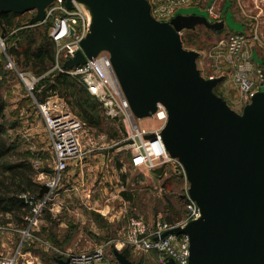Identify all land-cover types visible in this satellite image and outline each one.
I'll list each match as a JSON object with an SVG mask.
<instances>
[{
	"label": "water",
	"instance_id": "1",
	"mask_svg": "<svg viewBox=\"0 0 264 264\" xmlns=\"http://www.w3.org/2000/svg\"><path fill=\"white\" fill-rule=\"evenodd\" d=\"M54 1L0 0V15L35 12L29 21L35 26ZM61 1L67 8L71 1L82 4L91 17L80 49L62 69L107 52L134 119L151 118L158 104L165 109L159 137L169 158L181 166L187 196L200 216L164 235L188 237L187 264H264V89L241 113L234 112L214 93L222 79H204L197 69L199 54L183 49L180 38L182 31L198 26L221 31L224 21L175 15L160 22L148 0ZM47 191L42 185L38 198ZM112 256L117 264H134L115 246Z\"/></svg>",
	"mask_w": 264,
	"mask_h": 264
},
{
	"label": "rangeland",
	"instance_id": "2",
	"mask_svg": "<svg viewBox=\"0 0 264 264\" xmlns=\"http://www.w3.org/2000/svg\"><path fill=\"white\" fill-rule=\"evenodd\" d=\"M203 1L180 6L173 16H160L152 11L151 14L162 22H168L175 15H198L212 22L206 8L202 7ZM214 3L223 18L224 29L213 31L198 26L194 30L182 31L181 43L186 51L199 54L197 69L204 79L219 75L222 81L215 88L216 93L231 110L241 113L243 105L239 86L234 83L236 70L233 63L236 64L234 60L237 57L249 55L246 65L240 61L244 66L242 69L247 70L248 77L255 82L260 80V89H264V0H212L210 5ZM26 17L20 19L23 21ZM31 29L40 35L46 32L42 25ZM11 34H17V30L8 35ZM239 35L247 40L245 47L236 55L230 54L231 39ZM0 55L7 60L6 53ZM54 66L55 63L46 73L37 76L39 81L50 73L58 72ZM16 71L36 77L29 68L18 63ZM51 97L83 126V160L79 164H71L61 175L51 201L38 216L37 227L29 229V237L23 238L20 234L27 230V226L10 224L12 227L5 229L2 258L12 260L13 264H56L55 258L63 259L55 252L57 249L61 252H86L101 248L106 260L117 264L112 248L123 249L119 243L126 228L124 215L126 218L142 217L147 221L159 216L161 220L177 223L184 218L183 198L188 183L176 161L164 165L163 176L153 185L149 171L131 167L134 148L125 144L131 142V123L106 116L96 101V114L103 120L100 128H93L79 118V110L74 105L58 94L48 98ZM37 99L36 95L27 93L16 72L10 71L4 62L0 68V102L4 105V140L10 151L3 162L5 165L17 162L31 165L27 169L31 170L33 181L42 186L53 177V154L37 110ZM134 122L138 129L146 132L163 126L152 117L134 119ZM117 180L121 184H116ZM121 187L128 191L130 201L116 194L115 190H121ZM58 203L62 205L58 206ZM1 222L0 226H3ZM131 261L134 264H157V255L153 252L131 253Z\"/></svg>",
	"mask_w": 264,
	"mask_h": 264
},
{
	"label": "built area",
	"instance_id": "3",
	"mask_svg": "<svg viewBox=\"0 0 264 264\" xmlns=\"http://www.w3.org/2000/svg\"><path fill=\"white\" fill-rule=\"evenodd\" d=\"M194 1L197 0H148V3L154 14L173 16L172 14L180 6L189 5ZM205 10L212 22L223 20L221 13L215 7V3ZM29 14L33 17L35 12H29ZM90 24L91 17L89 12L82 4L71 1V7L67 8L63 1L55 0L45 9L44 20L35 26L48 25V37L54 46V69L75 79L91 97L96 99L106 116L120 118L123 122L131 123L133 132L130 146L134 150L132 151L133 155L130 164L133 169L152 171L168 162H175V160L169 158L162 145L159 137L161 129L146 132L137 128L128 103L121 92L107 52H101L96 58L87 60L82 66L71 70L62 69L63 62L73 57L80 49V43L88 34ZM254 39L257 38L254 37ZM231 41L230 54L236 55L245 47L247 40L244 39L243 35H239L235 36ZM0 53L5 54L4 41L1 38ZM248 59H250L249 55L237 57L234 60L236 64L234 65L233 63V68L236 70L234 83L239 86L240 102L243 106L249 103L254 93L261 90L262 83L260 80L258 82L252 80L248 77L247 70L242 69L244 66L240 61L246 65ZM6 67L16 72L27 93L32 95L40 78L17 72L9 58H7ZM214 78H219V75L208 77V79ZM36 106L43 120L48 143L53 154V177L43 184L48 191L42 198L34 200L27 195L20 196L25 203L31 206L30 215L24 218L27 230L20 232L23 238L30 236L29 229L32 230L37 227L38 216L42 209L51 201L54 191L61 180V175L71 164H79L83 160L81 145L83 126L80 121L63 108L54 97L48 98L44 103H37ZM152 118L164 124L166 112L160 104L157 105L156 112ZM150 134H153L154 138L146 139L145 137ZM184 197V218L174 225L160 220L149 224L142 217L131 216L126 218L124 215L123 219L126 220V228L119 247H127L131 253L153 252L157 255V264H167L169 260H172L175 264H187L189 258L188 237L184 234L177 236L164 235L176 227H184L187 223L199 218V210L195 203L188 198L187 190ZM11 227L12 225L10 224L0 226V264H13L12 260L2 258L1 252L3 233L5 229H10ZM55 252L64 260H68L70 264H110L101 248L86 252H61L57 249Z\"/></svg>",
	"mask_w": 264,
	"mask_h": 264
},
{
	"label": "trees",
	"instance_id": "4",
	"mask_svg": "<svg viewBox=\"0 0 264 264\" xmlns=\"http://www.w3.org/2000/svg\"><path fill=\"white\" fill-rule=\"evenodd\" d=\"M24 16L27 17L22 21L20 18ZM31 19L32 16L29 13L0 15V38L4 41L5 53L12 61L15 69L18 63L23 68H29L37 77L53 67L54 46L48 37V25H42L46 28L44 35L37 34L35 30L31 29L37 26L29 25ZM12 30H17V34L8 35ZM5 59L4 56L0 55V68L4 62L6 65L7 60ZM214 93L218 95L216 89ZM33 94L38 97V104L44 103L48 97L58 94L79 110V118L87 125L93 128L102 126L103 119L96 114V99L91 97L75 79L69 76L58 72L50 73L48 77L37 83ZM3 108L4 105L0 102V221H2V225L13 224L25 227L24 218L30 215L31 206L28 203L20 202L17 198L20 197L19 195H27L37 200L40 185H36L32 179L31 170L27 169L31 168V165H26L24 162L5 165L3 162L10 151L4 140ZM163 168L164 165L150 171L155 181L163 176ZM121 197L125 201H130V195L126 190L121 193ZM182 219L180 218V220ZM163 222L170 225L177 223L170 220H163ZM121 253L131 261L129 248L124 247Z\"/></svg>",
	"mask_w": 264,
	"mask_h": 264
},
{
	"label": "crops",
	"instance_id": "5",
	"mask_svg": "<svg viewBox=\"0 0 264 264\" xmlns=\"http://www.w3.org/2000/svg\"><path fill=\"white\" fill-rule=\"evenodd\" d=\"M211 2H212V0H204L203 1V5H202V7H204V8H207V7H209L210 6V4H211ZM190 6V5H189ZM48 139V138H47ZM149 173H150V171H149ZM150 176H151V174H150ZM75 180H77V179H75ZM150 180H151V183L153 184V185H155V183H156V181L154 180V178L151 176V178H150ZM116 182V184H121L120 182H119V180H117V181H115ZM118 187V186H117ZM120 188V187H119ZM92 191L93 192H95L96 191V189H92ZM123 191H125V189H122V187H121V190L119 189V190H115V192H116V194L119 196V197H121V193L123 192ZM122 198V197H121ZM59 205L58 206H61L62 204L61 203H58ZM59 209H60V207H59ZM57 210V209H56ZM58 212V211H57ZM145 220V219H144ZM158 220H160V221H163V220H161V218L158 216L156 219H152V220H145L146 222H148L149 224H153L154 222H157Z\"/></svg>",
	"mask_w": 264,
	"mask_h": 264
}]
</instances>
